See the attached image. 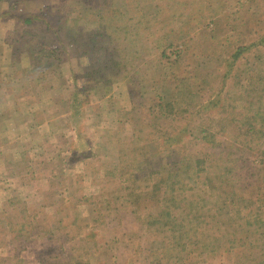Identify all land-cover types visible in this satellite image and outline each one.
Returning <instances> with one entry per match:
<instances>
[{"label": "rangeland", "instance_id": "obj_1", "mask_svg": "<svg viewBox=\"0 0 264 264\" xmlns=\"http://www.w3.org/2000/svg\"><path fill=\"white\" fill-rule=\"evenodd\" d=\"M0 12V264H264V0Z\"/></svg>", "mask_w": 264, "mask_h": 264}, {"label": "crops", "instance_id": "obj_2", "mask_svg": "<svg viewBox=\"0 0 264 264\" xmlns=\"http://www.w3.org/2000/svg\"><path fill=\"white\" fill-rule=\"evenodd\" d=\"M0 19H3V20H13V21L14 20H17L14 17L13 14L6 15L4 12L3 13L0 12ZM9 48H10V51H9V55L7 57L8 64L10 63L9 66L11 67V75L9 77H10V80L11 81H15V79L17 78V75H15V74L13 75V72H14L15 68L19 66L18 63H20V59L18 58L16 60V62H15V57H14L15 51L13 49V44ZM11 50H13V51L11 52ZM1 77L2 76H0V78ZM18 96L19 95H17L16 93L13 95V93L11 91L7 95H0V98L1 99L4 98L3 99L4 100L3 104L8 108L7 109L8 110L7 115H10L11 117H13L15 114H17L16 112H17L18 109L15 107V104L13 103L12 99L18 98ZM0 104H1V102H0ZM6 107H4V108H6Z\"/></svg>", "mask_w": 264, "mask_h": 264}, {"label": "trees", "instance_id": "obj_3", "mask_svg": "<svg viewBox=\"0 0 264 264\" xmlns=\"http://www.w3.org/2000/svg\"><path fill=\"white\" fill-rule=\"evenodd\" d=\"M14 17L17 19V17L14 15ZM23 22L25 23H31L33 21V19L31 17H25V18H21ZM264 42V39H263Z\"/></svg>", "mask_w": 264, "mask_h": 264}]
</instances>
